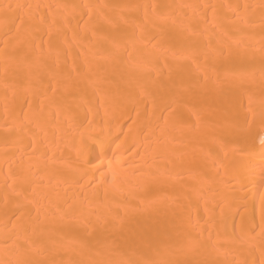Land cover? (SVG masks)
<instances>
[{
  "label": "bare ground",
  "instance_id": "6f19581e",
  "mask_svg": "<svg viewBox=\"0 0 264 264\" xmlns=\"http://www.w3.org/2000/svg\"><path fill=\"white\" fill-rule=\"evenodd\" d=\"M0 264H264V0H0Z\"/></svg>",
  "mask_w": 264,
  "mask_h": 264
}]
</instances>
